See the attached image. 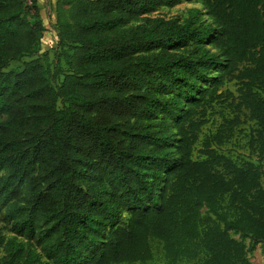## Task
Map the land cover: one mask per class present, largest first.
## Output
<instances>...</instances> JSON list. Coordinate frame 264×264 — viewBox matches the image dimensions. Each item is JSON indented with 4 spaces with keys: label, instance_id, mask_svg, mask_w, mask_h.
Listing matches in <instances>:
<instances>
[{
    "label": "trees",
    "instance_id": "trees-1",
    "mask_svg": "<svg viewBox=\"0 0 264 264\" xmlns=\"http://www.w3.org/2000/svg\"><path fill=\"white\" fill-rule=\"evenodd\" d=\"M180 1L55 0L50 72L37 0H0V213L23 239L0 231V264L145 263L152 239L164 264H250L231 232L264 244V0L145 17ZM218 103L254 120L256 164L211 148L223 130L193 158Z\"/></svg>",
    "mask_w": 264,
    "mask_h": 264
},
{
    "label": "rangeland",
    "instance_id": "rangeland-1",
    "mask_svg": "<svg viewBox=\"0 0 264 264\" xmlns=\"http://www.w3.org/2000/svg\"><path fill=\"white\" fill-rule=\"evenodd\" d=\"M37 5L39 8V16L43 25V32L39 42L38 57L41 58L43 63H47L50 72H52L56 61V51H58L57 32L55 29V0H37ZM157 16L164 18L177 17L180 20L192 17V19H200L205 22H209L201 3L194 1L182 0L173 7L163 5L158 6L156 9L145 14V17L150 18ZM133 23L136 24L139 22ZM28 59L30 58L23 57L18 61L10 62L8 68H19L22 63ZM236 87L237 86L234 81H230L225 85V88L229 89L234 94H236ZM236 119H238V122L236 124H232L231 122ZM227 125H231L232 127L230 134L225 132ZM255 128V122L248 117V112L246 110L242 109L240 112H237L234 111L228 103H218L209 114L207 123L202 125L198 132V138L194 145L193 158H203V155L198 152V150L202 148L203 141L207 137L214 135L217 131L223 130V142L221 144L212 142L211 148H213L217 153L230 158L235 163L250 161L256 164L258 162L257 149L255 148V144H250V138L253 136ZM0 231L6 239L17 238L18 240H23L21 237L12 232L9 223L3 216V213H0ZM231 235L245 244L247 248L246 257L250 264H264V244L257 243L252 246L248 237H240L238 234H234L232 232ZM151 247L153 252L151 260L145 263L137 262L132 264H164L161 244L157 240L152 239ZM3 254L4 252L0 250V257ZM179 264L191 263L181 262Z\"/></svg>",
    "mask_w": 264,
    "mask_h": 264
}]
</instances>
